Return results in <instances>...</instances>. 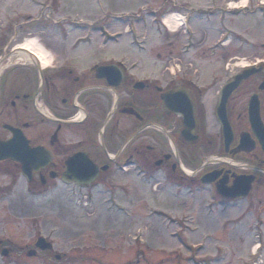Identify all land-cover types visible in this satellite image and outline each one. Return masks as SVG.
Instances as JSON below:
<instances>
[{"label":"rangeland","instance_id":"1","mask_svg":"<svg viewBox=\"0 0 264 264\" xmlns=\"http://www.w3.org/2000/svg\"><path fill=\"white\" fill-rule=\"evenodd\" d=\"M198 1L197 6L207 10L206 0ZM260 1L264 4V0H246L247 12L242 10L233 19L230 11L225 24L215 17H204L207 22L195 18L192 28L200 43L190 53L182 32L167 33L165 28L167 18L184 13L167 12L166 6L162 14L163 0H0V52L34 37L54 64L73 61L76 52L90 53V63H138L133 71L137 79H158L162 84L172 77L170 61L173 64L175 59L181 78L199 79L205 86L204 122L207 134L215 138L221 130L216 117L218 89L242 71L241 65L264 63ZM241 2L225 0L233 5ZM149 8L159 13L137 24L141 47H135L125 23L112 18L132 17ZM99 26L124 37L102 48L99 34L90 31ZM220 33L231 35L225 48ZM255 78L257 85L264 71ZM247 89L236 94L230 105L234 119L245 120L254 93ZM202 146L186 148L183 171L194 172L208 158ZM163 180L158 172L143 180L128 171L118 174L113 192L107 184L82 189L49 178L46 185L40 179L29 184L0 170V189L6 192L0 191V240L14 252L9 257L0 254V264H264V184L255 186L243 201L210 205L209 186L188 182L187 189L180 190ZM40 238L53 249L38 251L35 244ZM35 250V257L27 256Z\"/></svg>","mask_w":264,"mask_h":264},{"label":"flooded vegetation","instance_id":"2","mask_svg":"<svg viewBox=\"0 0 264 264\" xmlns=\"http://www.w3.org/2000/svg\"><path fill=\"white\" fill-rule=\"evenodd\" d=\"M163 1L159 10L162 14L166 3L167 12L176 9L190 18L203 13L195 8L198 0ZM193 2L196 3L193 5ZM206 2L218 16L224 13L219 7L229 5L225 0ZM259 3L264 5L261 1ZM244 10L247 12L248 6ZM159 11L149 8L140 14L145 17L152 12L156 17ZM241 11L235 8L232 14L235 16ZM182 35L183 39H187ZM199 43L196 42V46ZM73 50L76 52L78 47ZM11 52L13 48L10 51L3 49L0 59ZM20 55L23 56L15 53L0 67V143L11 138L8 128L12 127L23 131L30 147H42L49 152L51 161L46 168L34 173L32 182L40 179L42 184L52 176L61 180L66 173L67 161L83 154L99 169L94 184H107L113 192L117 188L114 180L118 174L128 171L143 180L155 177L158 172L163 174V182L172 183L180 190L187 189L188 182L201 186L205 177L215 173V179L209 186L213 195L210 205L235 202L222 197L217 190L231 189L238 178L252 179L253 189L258 184H264V150L251 133L247 113L245 120L241 121L232 118L229 111L235 95L248 87L247 92L259 94L264 113V93L258 92L253 81L241 85L228 102L227 117L234 137L226 148L221 130L215 138L207 134L202 105L205 86L199 79L176 76L165 79L163 84L158 79L139 80L133 73L135 69L123 63H90V53L76 52L71 62L59 60L54 64L50 60V65L45 68L41 62L24 56L20 61ZM9 61L11 63L6 66ZM102 68L113 69V74L108 70L105 72L111 75L109 80L98 78V70ZM116 72L121 76L120 81L115 76ZM117 81L119 85L114 87ZM221 88L217 91L218 97ZM178 90L195 102L199 122L198 144L203 145L202 151L211 158L202 160L189 175L182 170V165L186 148L192 146H188L181 137L184 129L182 118L161 108L162 95ZM242 135H247L253 145L249 151H239ZM0 170L5 175L22 177L21 165L11 160L1 161ZM0 191L6 193L5 188ZM3 246L0 240V254L7 249ZM7 250L8 257L14 253Z\"/></svg>","mask_w":264,"mask_h":264},{"label":"water","instance_id":"3","mask_svg":"<svg viewBox=\"0 0 264 264\" xmlns=\"http://www.w3.org/2000/svg\"><path fill=\"white\" fill-rule=\"evenodd\" d=\"M106 71V69H99L98 78L109 80L111 76L105 74ZM261 71L262 68L247 69L237 75L233 81L226 84L221 91L217 107V118L223 129L227 148L233 140V132L227 117L228 101L244 81L250 79ZM108 72H111L112 74L114 73L113 69L110 71L108 70ZM115 76L120 80L121 77L117 72L115 73ZM117 83L118 81L113 85H117ZM259 90L264 91V81L259 86ZM162 109L165 112L168 109L172 114H176L182 118L184 130L181 133V137L187 145L193 146L199 143V122L196 115V105L189 95L176 91L162 96ZM249 120L253 133L259 139L264 149V123L261 118V104L257 95H254L249 102ZM12 133L13 139L0 144V160L11 159L20 163L23 168V175L30 182L32 180L33 171H39L44 168L47 163L51 161V157L49 154L47 156L43 149L29 148V143L21 131L12 130ZM252 147L253 145L249 141L248 136L242 135L239 151H249ZM97 171V168L86 159V156L77 155L68 160L67 171L62 181L67 185L74 183L78 187L85 188L94 181ZM52 178H54V176H52ZM211 182L212 180L210 179L204 181V183ZM251 184L252 180L245 184L238 182L232 189L226 190L225 188H220L218 192L224 197L237 199L249 194ZM36 247L43 252L53 249V246L45 239H40L37 242ZM7 254V251L3 253L4 256ZM29 255L34 256L36 255V252H32Z\"/></svg>","mask_w":264,"mask_h":264},{"label":"bare ground","instance_id":"4","mask_svg":"<svg viewBox=\"0 0 264 264\" xmlns=\"http://www.w3.org/2000/svg\"><path fill=\"white\" fill-rule=\"evenodd\" d=\"M232 8H244L246 7V0H243V2H241L238 5H231ZM179 18V15H175V16H171L170 18H167V25L169 26L170 29H172L173 27L172 25V21L176 20ZM111 43H109L108 45H110ZM19 50H24L27 51L29 53L25 54V53H21L23 54L24 57H27L28 59H31V55L33 54L42 64V66L45 68L47 66L50 65V60L48 58V54L47 51L45 50V48L38 42L37 39H35L34 37L30 38H25L22 43L18 46ZM22 55H20V61L24 58ZM242 68L247 67L246 64L241 65ZM185 172H188V170H185Z\"/></svg>","mask_w":264,"mask_h":264},{"label":"trees","instance_id":"5","mask_svg":"<svg viewBox=\"0 0 264 264\" xmlns=\"http://www.w3.org/2000/svg\"><path fill=\"white\" fill-rule=\"evenodd\" d=\"M254 79L253 78H251L249 81H253Z\"/></svg>","mask_w":264,"mask_h":264}]
</instances>
